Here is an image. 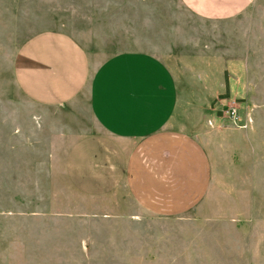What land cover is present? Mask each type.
<instances>
[{
  "label": "rangeland",
  "instance_id": "374dc122",
  "mask_svg": "<svg viewBox=\"0 0 264 264\" xmlns=\"http://www.w3.org/2000/svg\"><path fill=\"white\" fill-rule=\"evenodd\" d=\"M44 31L100 62L172 48L175 119L200 135L210 164L194 210L157 217L122 188H72L64 160L79 133L14 82L17 50ZM0 264H264V0L224 23L178 0H0Z\"/></svg>",
  "mask_w": 264,
  "mask_h": 264
},
{
  "label": "crops",
  "instance_id": "0c3cea01",
  "mask_svg": "<svg viewBox=\"0 0 264 264\" xmlns=\"http://www.w3.org/2000/svg\"><path fill=\"white\" fill-rule=\"evenodd\" d=\"M178 1L210 23L232 20L255 2ZM151 49H124L100 62L65 32H39L17 50L14 82L33 104L61 111L79 133L64 160L74 190L104 197L122 188L144 212L180 217L208 192L209 158L200 135L175 119L180 97L164 58L172 48Z\"/></svg>",
  "mask_w": 264,
  "mask_h": 264
},
{
  "label": "built area",
  "instance_id": "2783aa9c",
  "mask_svg": "<svg viewBox=\"0 0 264 264\" xmlns=\"http://www.w3.org/2000/svg\"><path fill=\"white\" fill-rule=\"evenodd\" d=\"M226 113L229 115V117L233 119L236 118V111L233 108H228Z\"/></svg>",
  "mask_w": 264,
  "mask_h": 264
}]
</instances>
